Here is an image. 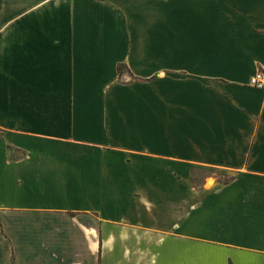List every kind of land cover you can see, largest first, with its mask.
Instances as JSON below:
<instances>
[{"label": "crops", "instance_id": "1", "mask_svg": "<svg viewBox=\"0 0 264 264\" xmlns=\"http://www.w3.org/2000/svg\"><path fill=\"white\" fill-rule=\"evenodd\" d=\"M257 71L264 0H0V264H264Z\"/></svg>", "mask_w": 264, "mask_h": 264}, {"label": "built area", "instance_id": "2", "mask_svg": "<svg viewBox=\"0 0 264 264\" xmlns=\"http://www.w3.org/2000/svg\"><path fill=\"white\" fill-rule=\"evenodd\" d=\"M248 85L258 89H264V72L257 71L253 74L248 80Z\"/></svg>", "mask_w": 264, "mask_h": 264}, {"label": "trees", "instance_id": "3", "mask_svg": "<svg viewBox=\"0 0 264 264\" xmlns=\"http://www.w3.org/2000/svg\"><path fill=\"white\" fill-rule=\"evenodd\" d=\"M117 69H118V72L121 73V71L123 69V65H118V68ZM219 181L222 182V183H225V182H227V179L220 177L219 178Z\"/></svg>", "mask_w": 264, "mask_h": 264}, {"label": "rangeland", "instance_id": "4", "mask_svg": "<svg viewBox=\"0 0 264 264\" xmlns=\"http://www.w3.org/2000/svg\"><path fill=\"white\" fill-rule=\"evenodd\" d=\"M221 176H222V177H226V175H224V174H222Z\"/></svg>", "mask_w": 264, "mask_h": 264}]
</instances>
